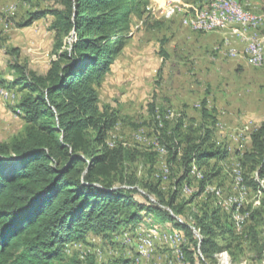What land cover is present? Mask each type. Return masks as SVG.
Wrapping results in <instances>:
<instances>
[{
  "label": "trees",
  "instance_id": "obj_1",
  "mask_svg": "<svg viewBox=\"0 0 264 264\" xmlns=\"http://www.w3.org/2000/svg\"><path fill=\"white\" fill-rule=\"evenodd\" d=\"M60 2L62 8L31 12L19 24L28 26L50 13L55 18L51 25L55 33L72 32L75 39L50 62L45 74L28 76L21 67L15 70L18 77L13 85H21L25 92L18 95L13 109L21 111L18 116L24 130L0 142V264L76 263V257L66 256L67 243L85 241L90 233H111L123 225H135L142 220V212L152 215L153 223L171 222L184 231L203 260H212L222 250L242 252L243 241L253 254L250 260L264 264V120L250 133L251 147L238 161L248 191L259 199L257 205L247 207L249 216L241 233L232 223V208L218 201L212 209L192 214L191 225L177 218L187 203L206 191L221 171L218 163L230 154L227 147L212 142V130L204 124L200 136H183L184 114L172 127L162 114L163 120L156 121L159 143L165 150L159 156L174 177V190L166 197L159 180L143 183L140 186L148 195L145 201L137 200V180L127 163L140 153L107 144V131L116 125L118 116L107 107L100 108L97 88L128 37L130 17H142L149 0ZM206 101V97L201 101L202 117L212 118ZM216 120L212 118L213 126ZM203 166L212 170L203 173ZM193 167L203 175L198 190L188 200L177 201L182 182L196 178L190 174ZM220 237L224 244L219 243ZM182 250L184 264H196L194 250Z\"/></svg>",
  "mask_w": 264,
  "mask_h": 264
},
{
  "label": "rangeland",
  "instance_id": "obj_2",
  "mask_svg": "<svg viewBox=\"0 0 264 264\" xmlns=\"http://www.w3.org/2000/svg\"><path fill=\"white\" fill-rule=\"evenodd\" d=\"M163 1L149 0L142 17H130L128 37L119 47L97 88L100 108L107 107L118 116L116 125L107 131L106 142L112 147L122 145L140 153L134 162L127 163L128 170L134 173L137 180V200L145 201V195H148L147 189L140 185L156 184L157 180L163 194L168 197L175 188L174 177H170L169 168L166 171L162 156H159L156 121L163 120L162 114L164 121L172 127L176 119L184 114L183 136H200L204 124L212 130V142L230 151L229 156L218 163L221 171L209 184L222 188L227 195L231 191L230 167L239 161L241 153L250 149L249 134L264 120V62L259 67L249 65L243 56L245 49L243 52L237 51L241 54L237 60L217 55L215 47L219 41H212L208 35L220 31L204 33L191 30L181 23L184 11H177L176 16L168 18L167 14H172L173 10L161 11ZM175 1L176 4L185 3L184 8L188 10L204 0ZM241 3L258 16L263 15L250 2ZM147 6L151 8L150 11L146 10ZM60 8V0H0V87L13 90L16 95L24 93L21 85H13L18 77L15 71L17 67L23 68L28 76L31 73L45 74L50 62L69 49V44L75 39L74 34L58 36L51 28L55 18L50 13L28 26H19L31 12ZM248 28L252 29V36L264 38L262 18L259 27ZM204 97L210 117L217 118L214 126L212 118L202 117L201 101ZM15 102H8L0 96V142L23 133L24 122L14 112ZM257 113L260 116L254 118L253 115ZM233 115L238 116L237 122L240 123L232 121ZM243 120H247L251 126L240 135L237 132L243 126ZM152 152L156 154L153 158L149 155ZM213 163L211 159L209 164ZM210 167L203 166L200 170L209 172L212 170ZM199 180L190 182L189 177L184 180L178 188L177 201L188 200L198 190ZM117 185L129 188L124 183ZM186 186L190 193L184 190ZM216 201L213 194L204 190L193 202L184 206V213L177 218L191 225L192 214L200 215L205 208L212 209ZM258 203L256 194L248 191L245 208ZM246 210L249 212L248 208ZM141 214L142 220L135 225H123L111 233H90L85 241L67 243L66 256L76 257L77 261L68 263L121 264L127 260L129 264H184L185 255L181 257L178 248L187 247L194 250L196 264H222L223 255L228 258V264H256L250 260L253 254L249 250L247 252V245L243 241L242 252L239 249L231 250L234 255L222 250L215 253L212 260H203L199 249L193 246L184 231L171 222L153 223L152 215ZM193 232L196 238L199 237L197 229L193 228ZM174 233L181 236L175 238ZM219 243L224 244L223 237L219 238Z\"/></svg>",
  "mask_w": 264,
  "mask_h": 264
},
{
  "label": "bare ground",
  "instance_id": "obj_3",
  "mask_svg": "<svg viewBox=\"0 0 264 264\" xmlns=\"http://www.w3.org/2000/svg\"><path fill=\"white\" fill-rule=\"evenodd\" d=\"M226 3L232 4V12L230 11V9H229L228 5H226ZM205 4L208 6V10L216 11V18H213V16H211L210 11H199L198 12V6H205ZM184 5H185V3H182V4L177 3L176 4L175 0H165V6L166 7L174 8L179 12L184 11L185 16H184L183 23L188 28H190L191 30L198 31V32H204V33L217 32V31L225 30V29L232 28L235 26H240L243 28H248L250 26V27L255 28V27H259L261 24L260 16L253 13L251 10L245 8V6L237 0H204L203 2H201L200 5L193 7L192 9L189 8L188 10H186L184 8ZM193 22L204 23V25H192ZM254 34H256V33H254ZM254 40H259V43H261V48H254V49L252 48V44H253ZM228 41H229V39H228ZM222 47L224 48V46L219 45L216 47V50L220 51ZM227 47H228V45H227ZM263 48H264V38H259L257 36H252V35L248 36V38L246 39V47H245V52L243 55L252 64V66L259 67L264 62V49ZM233 49L230 48L228 50V52H226V54L228 53V56H230V57L238 56L239 54L237 53V51L233 50ZM225 51H227V50H225ZM16 94L13 92V90H10L6 87H0L1 98L7 100L8 102H11V103L15 102L18 98V95H16ZM13 104H15V103H13ZM15 113H16V115H18L21 113V111L19 109H17ZM114 138H116V137H114ZM108 145L110 146V144H108ZM159 145H160V143H159ZM111 147H112V145H111ZM159 153L161 155L165 153V150L161 146H160V152ZM165 165H166L165 169H166V171H168L167 164L165 163ZM229 173L231 176V186H230L231 191L229 194L225 195L222 188H215L213 186H207L206 191L211 192L213 194V196L216 198V200L221 205H225V206H227V208H232V210H231L232 223L235 227L236 232L241 233L242 228L245 225L247 218L249 216V212L244 210L245 203H246V197L248 194V188H247L246 184L244 183L243 170L241 168L240 162L237 161V162L233 163L232 166L230 167ZM190 174L193 177H196L197 179H200L203 176L202 172L200 170H198L196 167L191 168ZM184 190L189 191V193H190V190H189V188H187V186L184 188ZM191 191H192V189H191ZM243 197H244V201L242 204V198ZM238 217H241V218L238 220ZM151 229H153V228H151ZM140 232H142V231H140ZM127 233H129V232H127ZM134 233L136 234V232H134ZM173 236L176 238V237H180L181 235L179 233H174ZM123 238H125V237H123ZM161 238L162 237H160V239ZM156 240H157V238H156ZM152 246H154V245H152ZM136 251H137V249H136ZM178 253L181 257H184V253H183V250L181 248H178ZM181 260H183V259H181ZM223 261H224V264H228V258L224 255H223Z\"/></svg>",
  "mask_w": 264,
  "mask_h": 264
},
{
  "label": "crops",
  "instance_id": "obj_4",
  "mask_svg": "<svg viewBox=\"0 0 264 264\" xmlns=\"http://www.w3.org/2000/svg\"><path fill=\"white\" fill-rule=\"evenodd\" d=\"M239 1H241V2H250L252 5H253V8L255 9V10H259L260 12H262L263 13V15H264V0H239ZM8 7V6H7ZM9 9H10V7H9ZM171 12V11H170ZM173 12V11H172ZM173 14V13H172ZM172 14H170V13H168L167 14V17L168 18H173L174 16H176V15H173V16H171ZM261 14V13H260ZM262 14L261 15H259L263 20H264V16H263ZM247 29V30H246ZM237 30V31H236ZM251 28H243V27H240V26H235V27H232V28H228V29H225V30H222V31H220V32H217L216 34H210V35H208L209 37H210V39L212 40V41H219L216 45L217 46H219V45H222V46H224V48L222 47L221 48V50L219 51H217L216 49V51L215 52H217V55H219V56H222V57H227V58H229V59H233V60H237L238 58H240V56H241V54H239L238 56H236V57H230V56H228V53L226 54V52H228V50L231 48V49H233V50H236V51H238V52H243L244 51V49H245V47H246V39L248 38V36L251 34ZM239 34H238V33ZM246 33V34H245ZM248 34V35H247ZM228 39H229V41H228ZM228 43V44H227ZM224 44V45H223ZM228 45V47H227V45ZM231 45V46H230ZM216 46V47H217ZM215 47V48H216ZM227 47V48H226ZM223 50V51H222ZM225 50H227V51H225ZM222 51V52H221ZM244 56V55H243ZM249 65H251L250 64V62H247ZM261 113V112H260ZM260 113H257V114H254L253 116H254V118H258L259 116H260ZM235 115V114H234ZM232 116L233 118H232V121L233 122H237L238 121V116L236 117V116ZM216 122H217V120H216ZM237 123H240V122H237ZM242 123H244V124H242L243 126H240V128L238 129L240 132H237V133H239L240 135L241 134H243L245 131H248V129H250V126H251V124L250 123H248L247 124V120H243L242 121ZM221 128L223 127V125L222 124H220V123H217ZM241 125V124H240ZM256 129V127L253 129V130H255ZM237 130V131H238ZM251 133V132H250ZM250 135V134H249ZM230 152V151H229ZM161 160H163V158L161 157ZM163 162H164V160H163ZM165 163V162H164ZM196 182V178H195V180H192V179H190V182ZM223 209V208H222ZM223 210H225V209H223ZM226 211V210H225Z\"/></svg>",
  "mask_w": 264,
  "mask_h": 264
},
{
  "label": "built area",
  "instance_id": "obj_5",
  "mask_svg": "<svg viewBox=\"0 0 264 264\" xmlns=\"http://www.w3.org/2000/svg\"><path fill=\"white\" fill-rule=\"evenodd\" d=\"M228 5L230 11L232 12V4H227ZM151 8L149 7V10ZM164 10H173V15H177L178 12L176 9H167L165 8V0L163 1V3L161 4V11H164ZM199 11H210L211 13V16H213V18H216V11L214 10H208V6L205 4V6H198V12ZM181 23L183 24L182 20H181ZM192 25H204V23H198V22H193ZM249 26V25H248ZM252 48H261V43H259V40H254L253 44H252ZM264 49V48H263ZM243 201H244V197L242 198V204H243ZM239 206V205H238ZM241 217H238V220L240 219Z\"/></svg>",
  "mask_w": 264,
  "mask_h": 264
}]
</instances>
